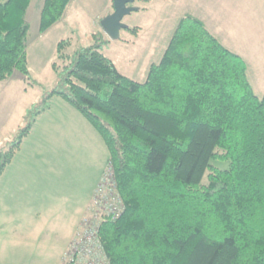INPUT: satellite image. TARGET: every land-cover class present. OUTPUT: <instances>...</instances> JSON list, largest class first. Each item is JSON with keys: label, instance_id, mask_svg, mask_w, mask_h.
<instances>
[{"label": "trees", "instance_id": "trees-1", "mask_svg": "<svg viewBox=\"0 0 264 264\" xmlns=\"http://www.w3.org/2000/svg\"><path fill=\"white\" fill-rule=\"evenodd\" d=\"M70 1L43 0L40 33ZM32 2L0 0V81L30 80ZM92 39L71 54L67 41L57 45L55 88L26 117L59 96L102 138L123 205L100 229L110 264H264V96L254 94L245 60L190 14L143 83L105 57L102 33ZM31 129L27 122L0 149V177Z\"/></svg>", "mask_w": 264, "mask_h": 264}, {"label": "rangeland", "instance_id": "rangeland-1", "mask_svg": "<svg viewBox=\"0 0 264 264\" xmlns=\"http://www.w3.org/2000/svg\"><path fill=\"white\" fill-rule=\"evenodd\" d=\"M150 2L137 0L133 6L139 10L122 20L127 29L136 28L135 33L123 29L118 40L104 36L108 42L102 53L123 76L138 83L145 82L149 68L160 62L179 20L190 14L201 19L227 49L244 58L254 94L264 96V0H153L148 4ZM42 3L43 0H33L26 16L30 80L16 73L12 79L0 81V149L8 151L18 132L27 122L32 123L30 134L23 139L0 177V199L4 191L14 190L7 204L16 209L27 205L29 194L42 188L50 190L49 194L55 197L49 203L51 206L55 204L60 208L67 199L70 202L71 195L75 200L93 187L109 157L94 127L59 96L50 99L46 111L34 118L26 117L27 112L55 88L57 75L51 67L58 62L57 45L67 41L65 53L71 54L93 43V34L85 35L92 32V20L83 19L84 25H80L79 20L69 14L63 23L40 33ZM211 165L227 168V164L217 162ZM92 202L93 195L88 213ZM68 249L69 246L66 253Z\"/></svg>", "mask_w": 264, "mask_h": 264}, {"label": "crops", "instance_id": "crops-1", "mask_svg": "<svg viewBox=\"0 0 264 264\" xmlns=\"http://www.w3.org/2000/svg\"><path fill=\"white\" fill-rule=\"evenodd\" d=\"M111 12L112 0H71L61 21L51 28L63 23L68 14L79 20L80 25H84L81 20L88 18L92 20V32L85 35L91 37L94 33H103L99 22ZM102 173L92 188L75 200L71 195L70 202L67 199L60 208L49 205L55 198L49 194L50 190L33 191L28 196V204L19 205L17 209L7 204L14 190L4 191L0 199V264H62L69 243L88 214V206Z\"/></svg>", "mask_w": 264, "mask_h": 264}, {"label": "built area", "instance_id": "built-area-1", "mask_svg": "<svg viewBox=\"0 0 264 264\" xmlns=\"http://www.w3.org/2000/svg\"><path fill=\"white\" fill-rule=\"evenodd\" d=\"M115 186L113 170L107 163L94 191L91 209L69 244L64 264H110L103 250L100 229L105 221L118 218L123 211Z\"/></svg>", "mask_w": 264, "mask_h": 264}, {"label": "water", "instance_id": "water-1", "mask_svg": "<svg viewBox=\"0 0 264 264\" xmlns=\"http://www.w3.org/2000/svg\"><path fill=\"white\" fill-rule=\"evenodd\" d=\"M137 0H113V12L105 16L99 22L102 31L106 36L113 40L120 38V32L128 27L122 23L125 16L134 11H138L137 7L133 4Z\"/></svg>", "mask_w": 264, "mask_h": 264}]
</instances>
